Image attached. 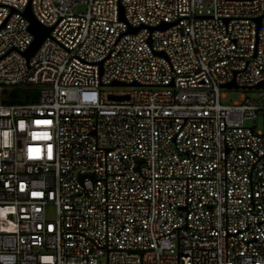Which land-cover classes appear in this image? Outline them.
<instances>
[{
  "label": "built area",
  "instance_id": "1",
  "mask_svg": "<svg viewBox=\"0 0 264 264\" xmlns=\"http://www.w3.org/2000/svg\"><path fill=\"white\" fill-rule=\"evenodd\" d=\"M0 264H264V0H0Z\"/></svg>",
  "mask_w": 264,
  "mask_h": 264
},
{
  "label": "water",
  "instance_id": "2",
  "mask_svg": "<svg viewBox=\"0 0 264 264\" xmlns=\"http://www.w3.org/2000/svg\"><path fill=\"white\" fill-rule=\"evenodd\" d=\"M23 14L25 15V17L29 19L30 21L29 29L34 35L31 44L23 51V54L25 55V57L28 58L36 50V48L39 46V44L44 39V37L49 33L51 27L45 26L35 19L30 9L29 3L25 6L23 10ZM166 25L167 24H164V26ZM112 84H123V82L112 81ZM132 84H135V83H132ZM221 86L227 87V88H238L239 87L236 83H234V81L224 83ZM240 87L244 88V86H240Z\"/></svg>",
  "mask_w": 264,
  "mask_h": 264
},
{
  "label": "rangeland",
  "instance_id": "3",
  "mask_svg": "<svg viewBox=\"0 0 264 264\" xmlns=\"http://www.w3.org/2000/svg\"><path fill=\"white\" fill-rule=\"evenodd\" d=\"M220 91L223 93L221 100L222 101H239L242 98V94H245L249 97H254L257 94V90L255 88H227V87H221ZM243 123L246 125H251V121L248 119H244ZM257 130L263 129V123L261 117H258V124L256 126ZM51 210H53L52 207H50Z\"/></svg>",
  "mask_w": 264,
  "mask_h": 264
},
{
  "label": "trees",
  "instance_id": "4",
  "mask_svg": "<svg viewBox=\"0 0 264 264\" xmlns=\"http://www.w3.org/2000/svg\"><path fill=\"white\" fill-rule=\"evenodd\" d=\"M35 91L22 86H14L7 91V102H24L35 97Z\"/></svg>",
  "mask_w": 264,
  "mask_h": 264
},
{
  "label": "snow or ice",
  "instance_id": "5",
  "mask_svg": "<svg viewBox=\"0 0 264 264\" xmlns=\"http://www.w3.org/2000/svg\"><path fill=\"white\" fill-rule=\"evenodd\" d=\"M36 123H41V121H36ZM44 123H47V122H44Z\"/></svg>",
  "mask_w": 264,
  "mask_h": 264
}]
</instances>
